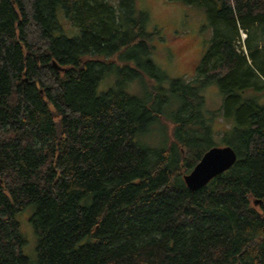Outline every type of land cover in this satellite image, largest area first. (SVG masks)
<instances>
[{
    "label": "trees",
    "instance_id": "obj_1",
    "mask_svg": "<svg viewBox=\"0 0 264 264\" xmlns=\"http://www.w3.org/2000/svg\"><path fill=\"white\" fill-rule=\"evenodd\" d=\"M135 1L0 0V264H30L28 207L36 264H264V0H168L211 29L195 79L168 83ZM163 116L171 142L152 149ZM218 137L236 161L191 191L183 176Z\"/></svg>",
    "mask_w": 264,
    "mask_h": 264
},
{
    "label": "rangeland",
    "instance_id": "obj_2",
    "mask_svg": "<svg viewBox=\"0 0 264 264\" xmlns=\"http://www.w3.org/2000/svg\"><path fill=\"white\" fill-rule=\"evenodd\" d=\"M135 5L136 9L146 16V31L157 32L150 43L153 48L151 59L167 76L166 83L170 79L176 78H184L187 81L194 80L197 63L207 49L211 38V29L207 26L204 9L168 0H136ZM61 20L65 36L75 37L77 32L71 30L67 21ZM243 36L244 33L241 37ZM238 42L240 43H236V49L240 50L242 42ZM148 81L149 79L144 76L141 82L128 84L127 92L137 97H143L148 90ZM112 84L113 77H106L98 86L97 93L105 92ZM201 95L205 101L204 109L207 111L218 110L222 104L223 96L215 85L204 87ZM177 107L178 101L174 98L170 105L166 106L165 115L170 116ZM166 116L161 117L160 121L153 125L147 135L143 137L144 144L152 149H161L171 142L173 124ZM218 121L222 122V119L219 118ZM214 145L215 147H223L224 142L218 137L214 141ZM32 213L33 208L28 207L17 215V220L25 240L22 253L28 258L30 264H36L37 238L29 221Z\"/></svg>",
    "mask_w": 264,
    "mask_h": 264
},
{
    "label": "water",
    "instance_id": "obj_3",
    "mask_svg": "<svg viewBox=\"0 0 264 264\" xmlns=\"http://www.w3.org/2000/svg\"><path fill=\"white\" fill-rule=\"evenodd\" d=\"M235 161L236 154L231 147H212L203 154L192 171L183 176L184 183L191 191L198 190L215 176L230 169Z\"/></svg>",
    "mask_w": 264,
    "mask_h": 264
},
{
    "label": "bare ground",
    "instance_id": "obj_4",
    "mask_svg": "<svg viewBox=\"0 0 264 264\" xmlns=\"http://www.w3.org/2000/svg\"><path fill=\"white\" fill-rule=\"evenodd\" d=\"M242 30V29H241ZM244 33V35H245V31L244 30H242V31H240V37H241V35Z\"/></svg>",
    "mask_w": 264,
    "mask_h": 264
},
{
    "label": "built area",
    "instance_id": "obj_5",
    "mask_svg": "<svg viewBox=\"0 0 264 264\" xmlns=\"http://www.w3.org/2000/svg\"><path fill=\"white\" fill-rule=\"evenodd\" d=\"M244 39H245V35H244L243 37H241V42H242V44H243ZM243 49H244V48H243Z\"/></svg>",
    "mask_w": 264,
    "mask_h": 264
}]
</instances>
